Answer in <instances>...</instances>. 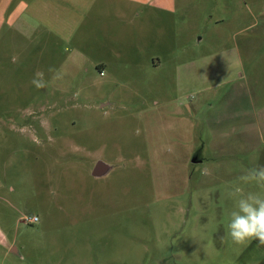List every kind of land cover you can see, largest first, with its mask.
Returning a JSON list of instances; mask_svg holds the SVG:
<instances>
[{
    "label": "rangeland",
    "instance_id": "rangeland-1",
    "mask_svg": "<svg viewBox=\"0 0 264 264\" xmlns=\"http://www.w3.org/2000/svg\"><path fill=\"white\" fill-rule=\"evenodd\" d=\"M255 164L264 0H0V264H264L227 236Z\"/></svg>",
    "mask_w": 264,
    "mask_h": 264
},
{
    "label": "clouds",
    "instance_id": "clouds-1",
    "mask_svg": "<svg viewBox=\"0 0 264 264\" xmlns=\"http://www.w3.org/2000/svg\"><path fill=\"white\" fill-rule=\"evenodd\" d=\"M48 71L52 74L50 81H45L42 73L37 72L30 83L39 90L47 87L48 83L62 79L61 70L50 67ZM248 184L264 188V164L245 168L233 183L229 192L233 207L229 212L227 236L237 246L253 240L258 242V246H264V192H245L243 185ZM223 239L224 237H221V240Z\"/></svg>",
    "mask_w": 264,
    "mask_h": 264
},
{
    "label": "water",
    "instance_id": "water-1",
    "mask_svg": "<svg viewBox=\"0 0 264 264\" xmlns=\"http://www.w3.org/2000/svg\"><path fill=\"white\" fill-rule=\"evenodd\" d=\"M199 161H197V159H192V163H197ZM112 169V166L103 162V161H96L92 167L91 170V176L94 178H100L103 177L105 175H107L109 173V171ZM0 244L2 245H6V241L2 235V233L0 232ZM10 253L12 254H16L15 248L11 247L10 248Z\"/></svg>",
    "mask_w": 264,
    "mask_h": 264
},
{
    "label": "built area",
    "instance_id": "built-area-1",
    "mask_svg": "<svg viewBox=\"0 0 264 264\" xmlns=\"http://www.w3.org/2000/svg\"><path fill=\"white\" fill-rule=\"evenodd\" d=\"M24 221L29 223V224H33V223H36L38 221V219L36 216L30 215L28 217H25Z\"/></svg>",
    "mask_w": 264,
    "mask_h": 264
},
{
    "label": "crops",
    "instance_id": "crops-1",
    "mask_svg": "<svg viewBox=\"0 0 264 264\" xmlns=\"http://www.w3.org/2000/svg\"><path fill=\"white\" fill-rule=\"evenodd\" d=\"M197 163H200V161H199V162H197Z\"/></svg>",
    "mask_w": 264,
    "mask_h": 264
}]
</instances>
